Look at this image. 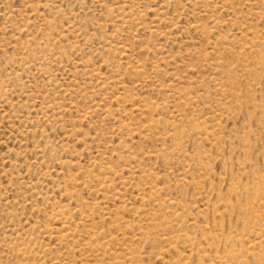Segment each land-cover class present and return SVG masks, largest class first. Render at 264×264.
I'll return each mask as SVG.
<instances>
[{"label":"rangeland","instance_id":"1","mask_svg":"<svg viewBox=\"0 0 264 264\" xmlns=\"http://www.w3.org/2000/svg\"><path fill=\"white\" fill-rule=\"evenodd\" d=\"M0 264H264V0H0Z\"/></svg>","mask_w":264,"mask_h":264}]
</instances>
